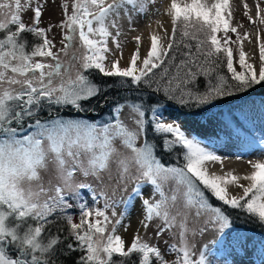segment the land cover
Wrapping results in <instances>:
<instances>
[{
    "label": "snow or ice",
    "instance_id": "1",
    "mask_svg": "<svg viewBox=\"0 0 264 264\" xmlns=\"http://www.w3.org/2000/svg\"><path fill=\"white\" fill-rule=\"evenodd\" d=\"M137 4L143 13L145 5L140 0H72L70 13L64 3L65 18L59 24L63 47L54 51V40L47 35L52 26H39V4L32 24L26 25L21 11L27 5L21 0H0V264H58V256L76 251L81 252L76 264H129L133 254L138 255L134 264H212L206 246L197 255L187 239L188 209L195 208L198 219L210 214L193 234L209 228L220 233L229 229L231 220L224 206L241 209L264 225V162L251 163L253 170L243 177L231 172L209 174L206 162L221 157L178 122H162L167 102L202 108L264 83V41L257 36V74L242 46L248 34L242 36L230 26L229 0H171L167 12L172 36L167 46L153 34L140 60V38L136 37L138 46L128 66L120 67L115 60L108 69L107 39L116 42L109 29L116 28L119 35L111 17H118L124 5ZM245 15L252 20L247 11ZM256 15L264 24V10L259 6ZM229 32L236 34L234 41ZM77 37L81 54L74 51L70 61H61L58 52L67 53ZM231 44L237 45L239 71ZM93 72L113 78L114 83H97ZM200 77L205 80L203 87ZM113 88L119 95L111 98L109 120L89 122L61 115L67 109L94 110L92 105L85 107L87 101ZM41 111H48L47 119L40 118ZM158 151L168 153L171 162L165 163ZM50 166L58 182L53 185L50 180L45 188L40 172ZM76 173L93 178L100 190L90 183H77ZM105 173L109 182L115 180L113 195L121 185L125 190L129 183L134 185L127 198L108 196ZM240 179L249 183L240 184ZM228 184L242 188L243 195H230ZM208 194L221 203L213 206ZM137 198L143 227L161 220L157 236L179 227L178 244L167 248L173 260L167 261L158 246L139 234L127 246L117 234L118 228L127 229L122 221ZM100 200L103 207L98 206ZM117 205H123L124 211L112 220L107 210L111 208L115 217ZM73 209L79 211V223L73 221ZM65 225L67 235L62 237ZM65 243L66 248H60ZM115 256L121 259L115 261Z\"/></svg>",
    "mask_w": 264,
    "mask_h": 264
},
{
    "label": "rangeland",
    "instance_id": "2",
    "mask_svg": "<svg viewBox=\"0 0 264 264\" xmlns=\"http://www.w3.org/2000/svg\"><path fill=\"white\" fill-rule=\"evenodd\" d=\"M109 1L110 0H106V3H108ZM140 2L145 5V11L143 13L139 12L138 10L139 4H137L135 7H133L132 5H124L119 9L118 17L115 15L111 17V19L116 20L119 26V35L117 36L116 28L109 29L112 35L116 36V42H114L111 37L107 39V48L109 51L106 52L105 55L107 54L109 59L107 62L105 61L106 67L107 65H110L111 62L115 59L113 57L115 54L117 55L120 53H124V51H127L129 59L131 58L132 53L137 49L138 46L136 39L133 37L135 28L139 27V25L143 22V18L148 12H155V10L158 8V5L162 8L166 7L168 9L171 0H140ZM208 2H211V0H208ZM21 3L27 5L21 11L22 21L26 25L32 24L34 19V9L36 8L37 4L41 6V17L39 26L44 28H48L49 25L52 26L51 31L48 32L47 35L50 39L54 40L55 48L53 50L58 51L59 49H61L63 47V34L61 32L59 24L65 18L63 4H68V12L70 13L72 0H21ZM245 5H247V7H245ZM257 6H259L261 10H264V0H229L228 12L231 13V17L229 20L230 26L237 27L238 32L242 36L248 24H251L253 26L250 29V32L252 34L248 42L250 43V45L249 47H246L245 53L248 62L254 64L255 66H258L259 69L260 57L257 36L259 35L261 41H264V24L259 23V20L257 18ZM125 8L127 9V13L125 12ZM246 11L249 15L254 17V20L250 21L248 19V16L245 15ZM129 17H131V22H129ZM223 35V33H218V36L220 37H222ZM228 35L233 41L236 39V34L229 32ZM117 43L119 47H117ZM230 46L234 49V66L236 67L237 71H239V65L238 63H236V60H238L237 45L231 44ZM78 48L79 40L77 37L76 41L73 44V47L68 49L67 53L58 52L60 60L70 61L73 52L77 51ZM80 54V51H77V55ZM72 63L76 67L79 66V61H75ZM127 66L128 63H123L122 65V67ZM74 72L75 68H73V74ZM95 73L96 72H93V75ZM111 107L112 103L107 102L102 108L103 114L90 111L84 117H76L72 119H85L89 122H100L101 120H109L110 117L106 114L109 112V109ZM127 111L128 110H125L124 112L125 117L127 116ZM163 116L164 119L162 122L164 123H174V119H179V121L181 120L185 123L188 120H202L204 118H208L210 121L209 126L214 132L217 139H227L232 144L237 145L240 150L245 153H248L250 157H254L256 159H264V147H262L261 145V141H264V135H258L257 137H255L253 135H248L247 133L238 130L232 123L230 117L228 116L223 107L213 108L207 113H204L200 116L186 115L179 109L175 108H165ZM40 175L42 177V182L45 188H48L50 186V180L52 181L53 185L58 182L55 170L51 166L49 167L48 171H41ZM104 175L106 186L105 190L107 191L109 197L116 200H120L122 198H127V196L132 192V188L134 185L132 183H129L126 190L124 186L121 185L116 190L115 195H113L112 186L115 185V180L109 182L107 178V173H105ZM75 181L77 183H90L92 184L93 188H95L97 191H99L101 187L93 178H84L80 173H76ZM82 194L87 195L88 190H82ZM144 194H148V189L144 190ZM208 195L210 202L213 204V206H218L221 203L216 201L215 198L211 197L210 194ZM98 206L103 207V200L99 201ZM226 208L230 207L224 206L226 214H228L230 217V214L228 213V210ZM115 211L116 216L112 217V209L109 208L107 210L108 215L112 220L119 218L120 213L124 211L123 205H117ZM195 211V208L187 210V239L190 244L195 245L194 251L197 255L199 249L201 247L206 246L207 255L212 261V264H241L243 261H247L249 263L253 262V264H264V233L255 232L252 229L249 230L243 229L239 226H234V224L232 223V218L230 217L231 227L229 229H226L224 233L218 232L215 228H209L203 234H200L198 232L193 234L194 230L202 226L203 220L208 215H210L209 213H205L204 216L198 219L195 216ZM140 213V198H137L134 201L133 206L130 207L129 214L124 218L122 223L124 225H128V227H134L135 218L138 217ZM71 214L73 216V221L79 223V211L73 209ZM161 223V220L154 219L151 222V226H149L148 228H145L142 225V227L138 229L136 235L139 234L150 244L158 246L161 250V253L165 256V259L167 261H170L174 259V254L168 253L167 248L173 243L178 244V234L180 229L178 226L173 227L170 230L164 231L160 236H157L156 228L158 225H161ZM178 224L179 218L177 219V225ZM123 231H125L124 227L118 228V233L120 234V236ZM173 234H176L175 238L173 237ZM122 239H124V241L127 240H125L124 237H122Z\"/></svg>",
    "mask_w": 264,
    "mask_h": 264
},
{
    "label": "bare ground",
    "instance_id": "3",
    "mask_svg": "<svg viewBox=\"0 0 264 264\" xmlns=\"http://www.w3.org/2000/svg\"><path fill=\"white\" fill-rule=\"evenodd\" d=\"M113 0H110L108 3H112ZM167 8H162L158 5V8L153 13H148L143 18V22L139 25V27L135 28L134 38L139 37V45H140V52L139 57L140 60L143 59L144 55H146L147 50L151 43V36L153 34L157 35L160 38V42L166 47L169 38L171 36L172 24H171V17L168 15ZM252 20H254V17ZM251 20V21H252ZM253 26L248 24L245 29V32L248 34L246 38L243 39V49L246 52V47H249L250 43L249 38L252 36L250 29ZM244 32V33H245ZM256 36V35H255ZM115 60L119 61V66L122 67L123 63L127 64L129 62V57L127 51L120 54H115L113 56ZM106 62L108 61L109 57L106 54ZM122 64V65H121ZM137 66L139 67V61ZM255 70L258 74V66L253 64ZM108 69L111 68V64L107 65ZM174 123H179L186 133L189 134L193 138H197L202 141V144L205 147H209L212 151H214L217 155L221 157L219 161H208L206 162V168L209 174H217V175H225L229 172L243 177L244 175L249 174L253 169L251 167V163L260 161L264 162V159H256L254 157H250L248 153L243 152L238 148L237 145L232 144L227 139H220L216 138L214 132L210 128L209 124L210 121L208 118H204L202 120H188L185 123L183 121H179V119H174ZM166 123V122H165ZM233 129V128H232ZM238 132V131H236ZM240 133V132H238ZM240 184L247 185L249 181L240 179ZM227 190L230 195L233 196H242L243 190L242 188L238 187L236 184H228ZM142 219V214L140 213L138 217L135 218V226L128 227L121 233V236L125 238V244L130 245L132 238L138 232V229L142 227L140 223ZM117 234L120 235L117 231ZM239 264V263H238ZM241 264H253L247 261H243Z\"/></svg>",
    "mask_w": 264,
    "mask_h": 264
},
{
    "label": "trees",
    "instance_id": "4",
    "mask_svg": "<svg viewBox=\"0 0 264 264\" xmlns=\"http://www.w3.org/2000/svg\"><path fill=\"white\" fill-rule=\"evenodd\" d=\"M15 26H13L14 29ZM30 42H35L34 38L31 34L24 33L23 34ZM172 36V34H171ZM226 73V67L223 69ZM230 76V74H229ZM93 79L97 83L103 84H113V78L103 77L102 74L95 73L92 74ZM200 85L203 87L205 85V80L203 77H200ZM117 87H119L117 85ZM119 93L113 88L112 91L104 93L102 96H97L94 99H90L87 101L85 107L88 105L94 106V110L81 111L76 113L72 109H67L61 112V115L64 118H76V117H84L88 112H96L101 113L102 108L105 103L103 101L107 98V102L112 103L113 97H116ZM162 99V98H161ZM223 107L230 117L234 126L249 135H253L257 137L258 135H264V83L260 85L253 86L246 92L237 93L235 95L224 96L212 101L211 104L205 105L202 108H184L179 106L173 102H167L166 108H175L179 109L186 115L192 116H200L204 113H207L213 108ZM56 111V109H53ZM40 118L47 119L49 116L48 111H41L39 114ZM92 119V118H91ZM149 138H151V132H149ZM158 156H163L165 163H170L169 154L163 152H157ZM211 196V195H210ZM230 217L232 218V223L234 226L242 227L243 229H252L255 232L264 233V225L258 222V220L241 209H232L226 208ZM55 232V228L52 229ZM67 235V227L65 225V231L61 234L63 237ZM60 248H66V243L60 245ZM12 256H15L16 253L11 252ZM81 255V252L76 251L72 252L70 255L66 256H58V264H76L78 257ZM121 258L118 256L114 257L115 261H119ZM171 261V260H170ZM134 262H138V255L133 254L129 264H134Z\"/></svg>",
    "mask_w": 264,
    "mask_h": 264
}]
</instances>
